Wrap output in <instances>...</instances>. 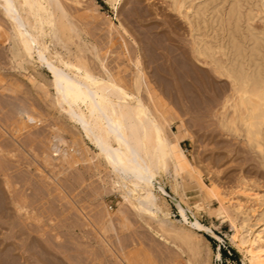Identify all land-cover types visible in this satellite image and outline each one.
I'll return each mask as SVG.
<instances>
[{"label": "rangeland", "instance_id": "1", "mask_svg": "<svg viewBox=\"0 0 264 264\" xmlns=\"http://www.w3.org/2000/svg\"><path fill=\"white\" fill-rule=\"evenodd\" d=\"M81 2L79 6L70 5L71 15H74L71 19L78 24L86 39L94 43L101 42V46L104 44L102 53L107 49L109 67L113 70L124 68L122 64L119 65L120 58L117 59L122 52L117 26L121 24L128 29L127 32L131 33L129 35L137 39L138 43L141 40L139 45L142 50L139 52L146 61L142 60V64L145 66L147 80H150L152 86L155 85V90L158 88L156 93L159 100L156 97L154 107L150 104V108L157 118L160 116L161 119L163 116L168 121L164 122L166 137L172 138V132L181 129L182 152L190 163L193 162V168L197 166L194 168L197 172L186 173L181 169L177 171L176 179L181 184L180 190L186 193L183 200L193 213L198 211L195 213L197 219L202 224L211 225L221 240L208 232L200 233L204 238L195 235L197 232L180 221L176 205L167 197H164V201H159L160 206L163 204L162 210L166 211V208L169 213L167 218L160 214L165 222L164 228L154 219L137 214L133 204L123 202L120 192L113 184V175L95 155L96 149L87 140H82L78 130L51 105L50 98L35 84L20 75L18 76L27 85L16 81L17 72L9 68L7 25L0 19V135L3 137L0 136V145L13 153L10 157L5 156L8 158L6 161L0 157V187L4 193L10 194L9 198L21 196L23 199V217L11 219L9 226L12 228L17 222H21L26 242L25 255L31 260L30 264L35 263V250L40 247L47 251L48 258H59L64 264H197L196 261L199 264H243L229 240L233 231L230 222L221 223L211 211L218 207V199L205 195V188L201 192L197 190L200 177L207 186L214 182L223 206L229 208L225 207V212L236 222H240L239 211H243L233 208L237 202L249 214L264 210V205L255 200L259 196L260 200L264 197V162L260 161L259 153L243 144L240 137L228 134L219 126L218 116L216 117L219 99L215 90L218 93L221 88L227 89V82L220 80L210 66L202 64L201 57L197 58L192 49L193 36L197 33L204 34V39L212 44L216 40L225 42L227 26L224 22L220 23V15H224L228 2L221 5L220 0H187V9H181V12L188 15V20H183L185 18L182 19L173 9L171 0H119L120 3H116L115 7L105 0ZM263 3V0H247L244 3L242 13H249V20H241V31L245 30L247 23L255 32L259 30L263 23L260 11V7L264 8ZM117 21H120L119 24ZM31 70L29 68L25 75L34 73ZM43 73L41 78L48 83L50 76L45 71ZM49 93L53 94L51 88ZM142 94L148 103L145 94ZM3 101L7 102L4 107ZM53 136H61L62 142L65 140L63 143L58 142L59 147H62L59 153L56 152L58 156L51 150ZM64 148L66 154L62 153ZM169 165L171 163H168L170 173L160 180L168 190L172 179L169 175L174 174ZM2 173H8L11 193L3 187ZM244 185L246 186L243 188ZM242 190L251 196L247 197ZM202 202H205L204 205ZM10 206L14 209L13 205ZM188 229L192 233L194 231V234ZM34 238L39 241V247H32ZM217 251L220 252V258L215 255ZM43 260L41 257L36 262L46 264Z\"/></svg>", "mask_w": 264, "mask_h": 264}, {"label": "bare ground", "instance_id": "2", "mask_svg": "<svg viewBox=\"0 0 264 264\" xmlns=\"http://www.w3.org/2000/svg\"><path fill=\"white\" fill-rule=\"evenodd\" d=\"M105 1L112 7H115V4L119 2V0ZM186 1L171 0V6L182 16V19L185 18L183 20H188V15L181 12V9H187L185 8ZM65 2L62 0H0V15L2 17L0 19L7 25L6 37L9 42L8 50L10 53L9 68L17 72L16 81L26 84L22 81L23 78L18 75L25 77L28 82L35 84L40 91L50 98L51 105L78 130V135L81 136L82 140H87L96 149L95 155L101 159L113 175V184L120 192L122 201L133 204L137 214L154 219L157 224L164 228L165 222L162 216L167 218L169 213L166 208V211L162 210L163 204L160 206L159 201H164V197H167L176 205L180 221L186 224L187 228L197 232L195 235L203 237L200 233L208 232L221 240L211 225L202 224L197 219L195 213L197 214L198 211L193 213L183 200L186 193L184 194L180 190L181 184L176 179L177 171L181 169L183 172L191 173L190 171H195L194 168L197 166L193 168V162L190 163L187 156L182 152L180 140L183 133L181 129L172 132V138L166 137L164 122L168 121H165L163 116L161 119H159L160 116L157 118L150 108L151 105L154 107L155 98L158 97L156 93L158 88L155 90V85L152 86L150 80H147L145 66L144 63L142 64V60L145 58L143 56L141 58L139 52L141 40L138 43L137 39L135 40L129 35L128 29L126 30L119 24L120 21H117L119 24L117 26L118 34L121 36L120 48L122 49L117 59L120 58V63H118L119 65L122 64L124 68L115 71V67L114 70L109 67L107 49L106 52L102 53L104 44L101 46V42V44L94 43L86 39L82 30L77 26L78 24L76 25L71 19L74 15H71L70 5L79 6L82 3L81 0H66ZM225 2H228V8L224 15H220V23L224 22L227 26L225 42L216 40L212 44L204 39V34L197 33L193 36L192 49L197 58L201 57L202 64L210 66L220 80L227 82V89L221 88L223 91L219 89L218 93L215 90L219 99L217 101L219 111L216 115L219 126L221 129L224 128L228 134L237 138L240 137L243 144H246L253 152L259 153L260 161L263 160L264 162V8L260 7L263 23L261 27L259 26V30L255 32L247 23L245 30L241 31L239 29L241 20L243 18L246 22L249 20V13H242V6L247 0H220L221 5ZM73 12L72 14H74ZM110 23L108 24L110 25ZM114 26L112 27L114 28ZM124 60L128 63H125ZM144 62L146 61L144 60ZM29 68L34 73L25 75L29 72ZM146 70H148L147 67ZM44 71L50 76L48 83L41 78ZM125 76L127 77L125 78ZM215 81L217 82V80ZM153 82L151 83L153 84ZM49 88L53 91L51 95ZM209 88L211 89V87ZM30 90L31 88H29ZM142 93L145 94L148 103L145 101V97L143 98ZM157 99L159 100V97ZM3 102L4 107L7 102ZM60 137L53 136L52 138L54 140L53 143L51 142V150L52 153L55 152V156H58L56 152L59 153L62 148L59 147L58 142L63 143L65 141L62 142L63 139ZM64 152L66 154L65 148L62 153ZM12 154L10 150L5 149L4 145H0V157L2 156L3 161L8 160L5 156L10 157ZM168 163H171L174 173L169 175L172 178L169 190L161 182L163 176L170 173ZM199 168L196 170L199 171ZM1 176H3V187L6 188L7 192H10L11 180L8 173H2ZM198 179L197 190L201 192L205 188V195L208 194L218 199V207L210 210L221 223L230 222L233 231L229 240L239 253L243 264H264V210L249 214L244 212L245 208L243 209L241 204L237 202L233 208L243 211H239L241 214L240 222H236L225 212L226 206H223L222 198L218 196L217 191L219 190L215 189L217 188L216 184L213 182L214 184L211 183L210 186H207L201 177ZM242 193L247 197L251 196L245 190H242ZM8 195L10 196L9 193H4L0 187V264H30L31 260L29 261L25 255L26 242L25 236L23 237L21 222H17L15 225L13 223L12 228L9 226L11 219L23 217L25 210L23 199L21 196L9 198ZM259 198L255 200L264 205V197H261L262 200ZM203 203L205 202L201 204ZM10 205H13L14 209ZM231 206L233 205L231 204ZM10 223L12 225V221ZM194 231L192 233L189 230L192 234ZM187 235L185 236L189 237ZM32 243V247L33 245L35 248L39 247V241L35 238L32 239ZM40 248L35 250L36 264L37 260H41V257L46 264H64L58 260L59 258H48L46 256L47 251L43 247ZM215 255L220 258L219 251ZM199 258L201 260V257ZM196 263L199 264L198 261Z\"/></svg>", "mask_w": 264, "mask_h": 264}]
</instances>
